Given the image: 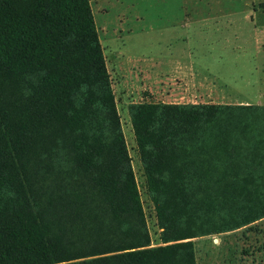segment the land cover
I'll use <instances>...</instances> for the list:
<instances>
[{
    "label": "trees",
    "instance_id": "trees-1",
    "mask_svg": "<svg viewBox=\"0 0 264 264\" xmlns=\"http://www.w3.org/2000/svg\"><path fill=\"white\" fill-rule=\"evenodd\" d=\"M139 192L89 0H0V264H195L264 218V105L127 106Z\"/></svg>",
    "mask_w": 264,
    "mask_h": 264
},
{
    "label": "rangeland",
    "instance_id": "rangeland-1",
    "mask_svg": "<svg viewBox=\"0 0 264 264\" xmlns=\"http://www.w3.org/2000/svg\"><path fill=\"white\" fill-rule=\"evenodd\" d=\"M150 246H160L127 106L264 105V0H89ZM195 264H264V218L193 240Z\"/></svg>",
    "mask_w": 264,
    "mask_h": 264
},
{
    "label": "crops",
    "instance_id": "crops-1",
    "mask_svg": "<svg viewBox=\"0 0 264 264\" xmlns=\"http://www.w3.org/2000/svg\"><path fill=\"white\" fill-rule=\"evenodd\" d=\"M216 105H228V104H216ZM235 105V104H233ZM236 105H248V104H236Z\"/></svg>",
    "mask_w": 264,
    "mask_h": 264
}]
</instances>
